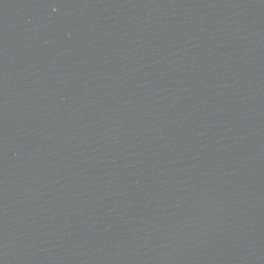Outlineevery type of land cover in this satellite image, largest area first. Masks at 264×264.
<instances>
[{"label":"water","instance_id":"obj_1","mask_svg":"<svg viewBox=\"0 0 264 264\" xmlns=\"http://www.w3.org/2000/svg\"><path fill=\"white\" fill-rule=\"evenodd\" d=\"M0 264H264V0H0Z\"/></svg>","mask_w":264,"mask_h":264}]
</instances>
